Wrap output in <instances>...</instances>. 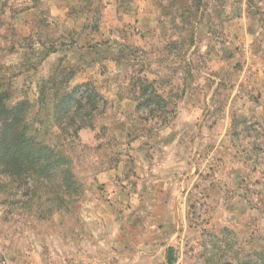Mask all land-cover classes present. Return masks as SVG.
<instances>
[{"label":"rangeland","instance_id":"374dc122","mask_svg":"<svg viewBox=\"0 0 264 264\" xmlns=\"http://www.w3.org/2000/svg\"><path fill=\"white\" fill-rule=\"evenodd\" d=\"M0 93L75 176L0 181V264H264V0H0Z\"/></svg>","mask_w":264,"mask_h":264},{"label":"trees","instance_id":"16d2710c","mask_svg":"<svg viewBox=\"0 0 264 264\" xmlns=\"http://www.w3.org/2000/svg\"><path fill=\"white\" fill-rule=\"evenodd\" d=\"M136 82L135 87H139V90L142 85L141 96L145 98L143 103L138 104V109L144 106L149 108L163 99L155 94L154 82L148 79ZM6 98V94L0 93V181H62L61 187L68 190L75 176L73 160L66 149H62L58 143L54 144L48 133L44 137L31 135L28 102L20 101L9 106ZM100 103L106 104V101L91 83L77 85L63 93L56 90L53 109L54 123L59 131L56 142L60 143V139L65 138L62 136L70 127L74 134L84 127H91V123L86 124L84 113L87 107L90 112H98ZM87 115L92 117L90 113Z\"/></svg>","mask_w":264,"mask_h":264}]
</instances>
